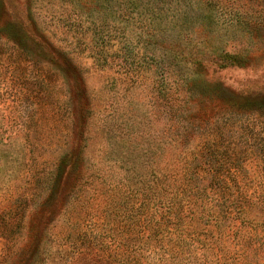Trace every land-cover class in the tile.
I'll return each mask as SVG.
<instances>
[{"label": "rangeland", "instance_id": "rangeland-1", "mask_svg": "<svg viewBox=\"0 0 264 264\" xmlns=\"http://www.w3.org/2000/svg\"><path fill=\"white\" fill-rule=\"evenodd\" d=\"M239 3L0 0V264H264L231 234L179 251L151 234L158 178L205 135H187L207 92L189 89L264 94V41L234 21ZM224 52L251 61L211 63ZM248 122L226 139L251 138L244 193L260 200L264 118Z\"/></svg>", "mask_w": 264, "mask_h": 264}, {"label": "trees", "instance_id": "trees-1", "mask_svg": "<svg viewBox=\"0 0 264 264\" xmlns=\"http://www.w3.org/2000/svg\"><path fill=\"white\" fill-rule=\"evenodd\" d=\"M255 2L258 6L264 5V0H240L234 10V21L250 26L252 36L264 41V7L260 10L254 8V11L240 10L242 6ZM248 57L224 52L211 63L221 67L245 65L251 61ZM196 90L189 89L197 96L200 91H207L199 102H205L201 107L204 110L202 116L189 122L187 135L195 136L197 130H202L205 135L189 152L182 147L178 157L183 155V164L181 162L176 166L175 163L170 173L169 170L163 172L158 178L160 221L156 232L152 230L151 234L157 236L155 241L160 248L170 251L181 250L190 242L189 239H199L201 234L205 237L215 233L221 236L231 234L232 239L237 237L240 240L241 249L247 253H252L250 247L255 245L256 254L257 248H264V197L257 200L245 194L247 185L243 179L248 175L243 162H248L245 159L253 153L255 155V150L249 136L238 141L235 137L228 141L226 136H234L238 130L245 136L252 116L257 114L264 118V94L241 95L219 84ZM244 143L247 146L242 148ZM260 151L264 155V144ZM146 231L148 234L150 229L147 227ZM146 237L152 238L149 235ZM215 242L218 243L219 239L215 238ZM238 242L235 241L234 245Z\"/></svg>", "mask_w": 264, "mask_h": 264}]
</instances>
